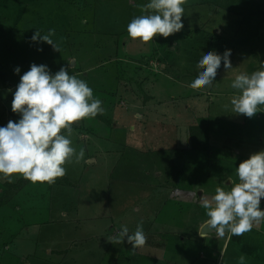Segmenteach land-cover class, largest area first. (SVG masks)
Masks as SVG:
<instances>
[{
	"label": "rangeland",
	"instance_id": "1",
	"mask_svg": "<svg viewBox=\"0 0 264 264\" xmlns=\"http://www.w3.org/2000/svg\"><path fill=\"white\" fill-rule=\"evenodd\" d=\"M251 1L261 4L186 0L184 28L144 43L129 37L127 25L144 14L141 6L149 0H0V126L20 119L12 111L13 93L33 63L47 65L53 74L68 67L89 84L104 108L102 115L72 125L73 147L83 149L85 158L67 163L66 175L55 183H32L18 174L9 183L0 175V264H62L56 251L66 250V264H132L135 248L127 238L117 244L108 238L117 236L122 225L135 232L142 223L149 231L144 210L138 209L155 193L138 186L142 180L161 173L163 214L177 206L168 201L170 179L184 173L177 155L193 163L194 189L215 194L218 186L227 190L230 179L238 182L239 164L264 150V112L250 118L233 113L229 103L235 76L264 64V4L254 12ZM37 29L44 34L55 29L62 52L33 42ZM228 49L233 68L226 69L222 61L211 85L191 88L202 53ZM69 61H75L73 69ZM201 127L208 128L204 138ZM193 133H199L196 148ZM191 206L186 211L193 216H206L205 209ZM186 216L180 219L183 229L196 221L188 223ZM180 237L194 240L191 234ZM198 239L194 251H183L182 257L167 249L166 260L239 264L244 255L246 264H264V222L243 236L226 231L214 245Z\"/></svg>",
	"mask_w": 264,
	"mask_h": 264
},
{
	"label": "clouds",
	"instance_id": "2",
	"mask_svg": "<svg viewBox=\"0 0 264 264\" xmlns=\"http://www.w3.org/2000/svg\"><path fill=\"white\" fill-rule=\"evenodd\" d=\"M185 2L149 0L141 6L144 14L127 25L129 37L147 43L158 35L167 38L180 32L184 28ZM55 35V29H49L46 34L37 29L31 39L35 43L46 42L54 51L62 52ZM38 50L42 52L43 48ZM231 55V49L223 54L214 50L203 52L190 87L197 89L211 85L222 61L226 69H232ZM73 62L69 61L72 69L76 66ZM15 72L19 75L21 69L17 67ZM231 87L236 90L229 100L233 113L251 118L264 112V64L251 74L241 72L236 75ZM102 103L94 97L89 84L73 72L70 74L68 67L53 74L47 65L33 63L20 77L13 93L12 111L20 114V119L9 120L6 126H0V175L8 178L9 183L17 174L32 183H55L57 178L65 176L67 163H79L85 158L83 149L77 152L73 147L72 125L102 115ZM236 173L238 182L230 179L227 190L218 186L211 199L204 193L200 196V205L208 217L200 231L202 236L208 235L204 231L206 228L214 230L217 237H223L226 231L232 236H243L254 225L264 222V209L261 208L264 150L241 162ZM125 238L135 249L145 246L147 236L143 224H138L135 232L122 225L118 235L108 239L117 244L124 243ZM239 264H246L244 255L239 257Z\"/></svg>",
	"mask_w": 264,
	"mask_h": 264
},
{
	"label": "crops",
	"instance_id": "3",
	"mask_svg": "<svg viewBox=\"0 0 264 264\" xmlns=\"http://www.w3.org/2000/svg\"><path fill=\"white\" fill-rule=\"evenodd\" d=\"M263 4H264L263 0H261L260 5H257L256 1L253 2L251 1V8L254 12L256 11L258 12L262 9ZM228 31L230 32V30ZM217 32L221 34V36H224L225 34L224 30L221 29H219ZM187 148L188 147L183 148L182 150H185ZM176 157H178V162L180 164V167L182 168V170L180 169V172H184L185 174L183 173L182 176L177 174L173 177V179H170L173 180L172 181L173 189L171 192L172 196L168 199V201H170L171 203H176L177 206L171 208V210H169L168 213L163 214V212H165L166 209V201L163 197V194L165 195L166 193L165 191L166 186L163 180V175L161 173H158V176H156L154 180L147 179V181L146 180H142L140 182L137 181L138 186L145 187L147 188L148 191L154 192L155 197H149L148 199H146L144 201L145 203L142 204L143 207L138 209V212L140 210L141 211L144 210L145 213L144 224H147V228L150 229L145 233L147 236L146 245L143 246L142 248L134 249L135 250L134 256L136 257V259H134L133 256L134 261L132 260V264H176V262H168L166 260V255L168 254H165V252L167 249L171 248L176 252L178 251L179 255L181 256L182 255L181 253H183V251L189 250L192 252L193 250L192 248H195L194 245H197V238H199L198 240H200L198 242L202 244L208 242V243H212L213 245L215 244L214 239L220 238L215 235L214 230H211V233H209L207 236H202L200 234V231L201 232L203 231V227L208 217L202 216L201 217L202 219L199 220L198 217L196 218V216H193L194 213L192 214L189 213V211H186V209H192L191 205H194L195 208L197 207L201 209L202 207L200 205V196H202L204 193L209 199H211L214 193H211L210 191L208 192L206 190H202V188H200L199 190L194 189L195 185H191L192 183H190L192 179L196 176V174L193 173L195 169L193 163L187 164L185 163V160L181 159L178 155ZM148 177L150 178L151 175H148ZM175 183H177L179 186H177ZM225 186L229 187L230 183L228 185V183L225 182ZM160 205L162 206L160 207ZM182 216H186V220L188 223H190L191 221L190 219L196 218V221L194 222L191 228L189 225L187 228L183 229L184 224L183 222H180ZM169 219L173 221L169 222ZM176 219L179 220L175 221ZM182 233L191 234L194 240L185 242L180 237ZM226 239L227 240L223 245L222 252L227 247L229 236ZM88 240H92V238L91 239L88 238ZM176 244H178L179 247H176ZM127 246L128 244L124 245V247ZM131 250L132 249L130 248L128 249V251L127 250L124 251L130 252ZM68 251L69 250L60 251V252L56 251L64 259L62 264H64L67 261L66 255H68L69 253ZM100 264L103 263L100 262Z\"/></svg>",
	"mask_w": 264,
	"mask_h": 264
},
{
	"label": "trees",
	"instance_id": "4",
	"mask_svg": "<svg viewBox=\"0 0 264 264\" xmlns=\"http://www.w3.org/2000/svg\"><path fill=\"white\" fill-rule=\"evenodd\" d=\"M199 130H200V133H201V137H202V133H204V132L207 133L208 132V128L207 127H201V128H199ZM198 134L199 133H193V136H194V138H193V142L194 143L193 144H195V146H194L195 148L197 147V137H198ZM202 138H204V137H202ZM206 138L208 139V136Z\"/></svg>",
	"mask_w": 264,
	"mask_h": 264
},
{
	"label": "water",
	"instance_id": "5",
	"mask_svg": "<svg viewBox=\"0 0 264 264\" xmlns=\"http://www.w3.org/2000/svg\"><path fill=\"white\" fill-rule=\"evenodd\" d=\"M204 231L208 232V234L211 233V229L206 228Z\"/></svg>",
	"mask_w": 264,
	"mask_h": 264
}]
</instances>
